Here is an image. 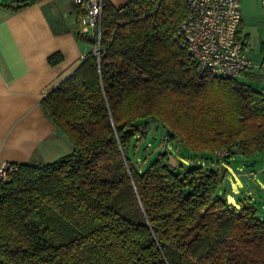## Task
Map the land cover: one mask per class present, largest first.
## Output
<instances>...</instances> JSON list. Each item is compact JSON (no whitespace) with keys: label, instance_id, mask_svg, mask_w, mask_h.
Returning a JSON list of instances; mask_svg holds the SVG:
<instances>
[{"label":"trees","instance_id":"obj_1","mask_svg":"<svg viewBox=\"0 0 264 264\" xmlns=\"http://www.w3.org/2000/svg\"><path fill=\"white\" fill-rule=\"evenodd\" d=\"M186 14L185 0H101L98 42L77 21L91 50L40 100L72 148L8 163L0 264H264V213L218 193L230 157L264 156V90L200 75L178 34ZM152 118L183 151L139 168L126 147Z\"/></svg>","mask_w":264,"mask_h":264},{"label":"crops","instance_id":"obj_2","mask_svg":"<svg viewBox=\"0 0 264 264\" xmlns=\"http://www.w3.org/2000/svg\"><path fill=\"white\" fill-rule=\"evenodd\" d=\"M109 1L119 7L128 0ZM258 1L240 0L237 38L250 60L249 25ZM19 4V0H0V168L10 162L52 161L65 154V134L45 116L40 100L91 50L88 42L77 38L79 13L74 0H37L16 9ZM55 52L62 59L50 64L47 58ZM250 161L256 162L246 159L244 164L253 165ZM236 170L237 176L247 177L243 192L237 196L239 182H230L226 174L218 193L229 201L230 191V202L238 206L256 200L262 212L264 198L258 189L264 190V186L260 182L247 185L258 170Z\"/></svg>","mask_w":264,"mask_h":264},{"label":"built area","instance_id":"obj_3","mask_svg":"<svg viewBox=\"0 0 264 264\" xmlns=\"http://www.w3.org/2000/svg\"><path fill=\"white\" fill-rule=\"evenodd\" d=\"M185 1L187 14L179 24L178 34L181 45L196 61L198 73L235 77L252 71L255 65L247 56L244 43L237 38L240 0ZM74 3L78 7L80 33L98 42L101 0H74ZM261 4L264 6V0ZM92 50L98 54V43ZM214 154L223 156L226 150H216ZM7 165L0 168V177H5Z\"/></svg>","mask_w":264,"mask_h":264},{"label":"rangeland","instance_id":"obj_4","mask_svg":"<svg viewBox=\"0 0 264 264\" xmlns=\"http://www.w3.org/2000/svg\"><path fill=\"white\" fill-rule=\"evenodd\" d=\"M253 18L249 25L252 31L249 40L251 49L249 56L255 66L252 71L237 75V79L254 89L261 90L264 89V6H262L261 1L255 3ZM138 126L139 130L136 133V138L132 139L131 143L126 147L128 156L136 167L144 168L147 164L146 162L165 147L181 155L183 151L182 147L177 142L174 143L173 140L171 141L165 138L166 131L154 118L149 119L146 125L139 123ZM71 148L70 140L65 135V153L70 152ZM195 160L193 158V162ZM253 160L256 161L255 164L247 166L244 164V159L240 155H234L226 162L227 174L230 177L229 181L233 182L236 180L241 187L240 189L238 187L236 188L237 196H239L240 192H243L244 180L247 177L237 176L236 169L252 170L253 172L258 170V173L255 172L256 175L253 178L251 176L252 181L247 182V185L251 187L252 185L255 186L253 184L254 182H260L264 186V180L261 178L264 177V156L256 155ZM258 191L262 198H264V190L258 189ZM227 197L231 201L230 191L227 192ZM254 201L256 202V200ZM258 204L260 209V202ZM262 213H264V209H262L261 215Z\"/></svg>","mask_w":264,"mask_h":264},{"label":"water","instance_id":"obj_5","mask_svg":"<svg viewBox=\"0 0 264 264\" xmlns=\"http://www.w3.org/2000/svg\"><path fill=\"white\" fill-rule=\"evenodd\" d=\"M166 132H167V134H168V135H171V131H170L169 129H167V131H166ZM250 164H253V162H252V161H250Z\"/></svg>","mask_w":264,"mask_h":264}]
</instances>
